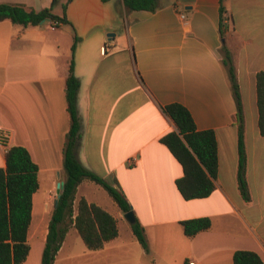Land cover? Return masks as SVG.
Segmentation results:
<instances>
[{"label": "crops", "instance_id": "crops-1", "mask_svg": "<svg viewBox=\"0 0 264 264\" xmlns=\"http://www.w3.org/2000/svg\"><path fill=\"white\" fill-rule=\"evenodd\" d=\"M0 1L37 11L52 2ZM67 1L52 9L68 20L60 26L50 19L28 26L0 20V127L10 132L7 146H0V166L13 145L26 147L39 165L30 251L21 264H42L58 184L66 176V81L75 35L82 125L77 156L123 191L145 228L148 249L106 190L84 179L76 203L85 197L111 212L119 234L89 249L81 236L73 238L80 234L71 227L53 264H234L237 250L255 251L264 262V135L256 89V74L264 70V0H224L225 16H231L224 35L221 0H160L155 11L130 10L123 0ZM224 44L243 99L249 201L237 178V103L222 63ZM173 102L189 109L198 129L216 132L218 173L207 197L185 199L177 187L182 165L161 142L177 128L162 108ZM194 217H209L212 224L189 237L182 221Z\"/></svg>", "mask_w": 264, "mask_h": 264}, {"label": "trees", "instance_id": "trees-1", "mask_svg": "<svg viewBox=\"0 0 264 264\" xmlns=\"http://www.w3.org/2000/svg\"><path fill=\"white\" fill-rule=\"evenodd\" d=\"M57 2L58 0H52L49 7L37 11L28 9L21 3L0 1V20L9 19L23 26L37 25L47 19L67 23L65 15L61 17L52 12ZM67 2L63 5L64 10ZM123 2L130 10L155 11L161 5L160 0ZM220 13L221 34L224 35L228 27L226 21L231 18L225 16L224 0H221ZM79 40L80 37L75 35L66 81L67 110L70 118V127L63 148V168L66 176L58 205L53 210L48 225L42 264L54 263L71 227L77 229L89 249H100L119 234L117 220L111 212L94 202L89 203L85 197H81L76 203V192L84 179L101 185L123 212L132 209L131 203L119 187L86 167L77 156L81 145L82 125L77 106L80 80L75 74L74 53ZM221 54L237 103L238 184L242 197L249 201L251 196L247 181L248 156L241 91L232 53L226 44L222 46ZM256 89L258 126L261 135H264V70L256 74ZM162 108L178 129L162 136L161 142L182 165L183 175L176 181L180 193L185 199L209 196L215 189L218 173V142L215 130L198 129L189 109L179 102L167 104ZM38 172L39 165L26 147L13 145L6 150L5 166H0V264H21L29 254L28 232L32 220L33 194L39 188ZM211 224L209 217H194L182 221L184 233L189 237L209 229ZM131 226L137 239L148 249L144 226L138 219ZM233 260L234 264H264L260 255L252 250L235 251Z\"/></svg>", "mask_w": 264, "mask_h": 264}, {"label": "built area", "instance_id": "built-area-1", "mask_svg": "<svg viewBox=\"0 0 264 264\" xmlns=\"http://www.w3.org/2000/svg\"><path fill=\"white\" fill-rule=\"evenodd\" d=\"M183 18L185 17V14L181 15ZM52 24L55 26H60L63 24L61 20H53ZM10 138V132L2 127H0V146L6 147ZM136 163V158L132 157L128 160V165L132 166ZM188 264H196L195 261H189Z\"/></svg>", "mask_w": 264, "mask_h": 264}, {"label": "rangeland", "instance_id": "rangeland-1", "mask_svg": "<svg viewBox=\"0 0 264 264\" xmlns=\"http://www.w3.org/2000/svg\"><path fill=\"white\" fill-rule=\"evenodd\" d=\"M35 3H36V7H40L39 5H42V4H44V3H47L49 0H33ZM62 9H63V5H61V4H58L57 5V10H58V12H62ZM54 11V10H53ZM229 21V20H228ZM45 24H47V22H45ZM241 97H242V94H241ZM242 103H243V99H242ZM244 110V109H243ZM247 119H248V125L250 126L251 124H252V120H251V114H247ZM103 191H104V189H103ZM105 193V196H107V198H109V200H111L112 202H114L113 201V199L109 196V194L106 192V191H104ZM104 196V197H105ZM75 236H77V237H75ZM73 238H81L80 237V235H75Z\"/></svg>", "mask_w": 264, "mask_h": 264}, {"label": "water", "instance_id": "water-1", "mask_svg": "<svg viewBox=\"0 0 264 264\" xmlns=\"http://www.w3.org/2000/svg\"><path fill=\"white\" fill-rule=\"evenodd\" d=\"M44 21H45V20H43V21H41V22H44ZM109 36H110V34H109ZM176 130H178V129L176 128ZM63 185H64V180H61V181L59 182V184H58V198H57L56 201H55V207H57V205H58V199H59V196H60L61 190H62V188H63ZM124 216H125V218H126L130 223H134V222L136 221V216H135V213H134L133 209H131V210L125 212Z\"/></svg>", "mask_w": 264, "mask_h": 264}]
</instances>
